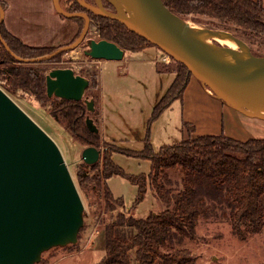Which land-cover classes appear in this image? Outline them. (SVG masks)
Wrapping results in <instances>:
<instances>
[{
  "label": "trees",
  "instance_id": "trees-1",
  "mask_svg": "<svg viewBox=\"0 0 264 264\" xmlns=\"http://www.w3.org/2000/svg\"><path fill=\"white\" fill-rule=\"evenodd\" d=\"M176 14L198 21L201 17L217 28L243 30L264 36V6L261 0H163ZM106 8L113 10L108 2ZM3 9L6 3L0 0ZM67 11L84 10L72 0ZM88 12L90 25L87 33L105 38L122 49L138 51L153 45L117 20ZM64 17V16H62ZM66 18V17H65ZM76 21L78 31L83 18ZM201 22V21H200ZM239 30V31H240ZM234 33V32H233ZM1 35L17 55L30 58L48 54L58 46H30L11 34L1 24ZM72 39V40H73ZM71 40V41H72ZM155 46V45H154ZM62 52L44 62H56ZM172 63V64H171ZM58 67V66H55ZM42 62L25 63L16 60L0 41V83L6 91L33 93L40 102L50 101L46 94L45 70ZM159 71L173 70L175 77L163 95L156 101L151 119H155L173 100L181 99L192 76L185 65L175 60L157 64ZM79 74L89 79L86 88L96 87L95 111L91 117L98 121V66L81 69ZM51 115L73 137L87 146L100 148L98 132H90L85 125L86 105L83 100L62 99L51 102ZM185 136L174 143L154 149L146 141L141 150L122 149L112 145L102 155L101 168L94 178L101 185L104 207L111 215L104 223L105 252L100 264H192L190 253L176 246L184 236H192L198 219L219 214L241 234V227L251 232L264 226V138L236 139L221 132L192 136L193 126L183 122ZM114 150L147 158L151 168L148 174H128L116 165L110 154ZM120 174L137 187L136 202L142 200L149 187L162 208L138 217L124 209L122 197H115L106 185V179Z\"/></svg>",
  "mask_w": 264,
  "mask_h": 264
},
{
  "label": "water",
  "instance_id": "water-1",
  "mask_svg": "<svg viewBox=\"0 0 264 264\" xmlns=\"http://www.w3.org/2000/svg\"><path fill=\"white\" fill-rule=\"evenodd\" d=\"M84 10L67 11L59 0L54 9L66 18L82 17L83 26L72 41L54 51L24 58L14 53L1 35L5 11L0 4V41L18 61L44 62L79 46L86 38L87 11L117 20L129 30L182 63L201 85L227 106L253 123L264 126V54L233 61L228 52L206 41L190 20L174 13L163 0H76ZM158 14H161L160 18ZM153 18H151V17ZM123 51L105 38H88L83 53L93 59L120 60ZM46 94L61 99H83L94 110V99L84 96L89 79L72 67H52L45 74ZM90 132L98 126L88 114ZM101 149L93 145L81 151L93 164ZM84 205L70 170L55 140L0 87V264H35L41 253L54 246L77 241Z\"/></svg>",
  "mask_w": 264,
  "mask_h": 264
},
{
  "label": "rangeland",
  "instance_id": "rangeland-1",
  "mask_svg": "<svg viewBox=\"0 0 264 264\" xmlns=\"http://www.w3.org/2000/svg\"><path fill=\"white\" fill-rule=\"evenodd\" d=\"M71 1L59 0L64 9L71 5ZM261 1L264 6V0ZM106 2L103 0L105 6H107ZM187 19L190 20L191 25L229 33L244 43L250 53L264 54V36L247 33L240 29L236 32L217 28L216 25L209 23L206 17H201L198 21ZM88 38L98 39L95 34L87 33L85 40L79 46L63 53L58 61L42 62V66L46 68L45 74L55 66L72 67L76 73H79L81 69L95 68L96 59L83 53L85 41ZM211 41L216 45L222 44L216 39ZM149 46L158 48L154 45ZM107 62L98 67L97 109L101 154L98 161L93 164L101 168L104 148L107 150L112 145L138 151L148 141L154 149H157L164 143L182 139L186 135L178 130V124L181 122L179 101H174L170 108L162 111L155 119H151L155 105L151 97L154 86L149 85L145 80L146 77L141 76L138 70L132 67L133 65L129 67V70L126 68L119 70L123 63ZM0 87L5 90L1 83ZM6 92L55 140L84 205L83 223L78 231L77 241L43 251L40 260L35 264H100L105 252L103 225L109 221L115 211L112 213L104 207L101 185L94 178L100 169L96 170L91 166L92 164L82 160L81 151L87 145L73 137L51 115V102L60 103L62 99L47 96L50 101L40 102L30 92L21 90H16L15 93ZM96 93V87H91L85 90L84 96L90 98ZM94 111L95 104L93 111L86 109L85 116L87 114L91 116ZM95 123L97 124L96 121ZM246 124V130L251 135L249 137L264 138V126L247 122ZM110 157L128 174H148L151 168L149 159L119 150L112 151ZM106 185L113 196L123 198L124 209L135 216L144 217L150 211H158L162 208L160 201L149 187L143 199L136 202L137 187L123 175L109 176L106 179ZM241 230V234H238L233 230L231 223L219 214L200 217L194 234L184 236L176 243V246L190 253L192 264H264V226L256 232L243 227Z\"/></svg>",
  "mask_w": 264,
  "mask_h": 264
},
{
  "label": "crops",
  "instance_id": "crops-1",
  "mask_svg": "<svg viewBox=\"0 0 264 264\" xmlns=\"http://www.w3.org/2000/svg\"><path fill=\"white\" fill-rule=\"evenodd\" d=\"M3 1L6 3L3 20L6 29L27 45L60 46L70 42L78 31L77 22L57 13L52 0ZM157 49L148 45L138 51L124 50L120 60L96 59V63L99 67L105 61H108L107 63H118L119 61L123 63V66L118 68L119 70L124 68L129 70V67L133 65L132 67L137 69L141 76L146 77L148 84L154 86L151 97L155 104L175 77L173 70L159 71L157 69V59L161 54V51ZM176 100L180 103L181 122L178 124V130L183 131L184 134L186 131L182 126L185 121L193 126V131L190 132L192 136L223 132L230 137L245 140L251 138L246 130V122L258 125L215 97L193 76L189 78L181 99L173 100L170 106ZM179 140L181 139L162 145Z\"/></svg>",
  "mask_w": 264,
  "mask_h": 264
},
{
  "label": "bare ground",
  "instance_id": "bare-ground-1",
  "mask_svg": "<svg viewBox=\"0 0 264 264\" xmlns=\"http://www.w3.org/2000/svg\"><path fill=\"white\" fill-rule=\"evenodd\" d=\"M161 18L162 15L158 14ZM151 17V16H149ZM153 18V17H151ZM200 34V36L206 41L212 42L211 39H216L221 42L220 46L231 56V60L235 61H246L253 57V53L248 52L247 46L239 41L238 39L232 37L229 33L219 30H206L196 25H191Z\"/></svg>",
  "mask_w": 264,
  "mask_h": 264
},
{
  "label": "built area",
  "instance_id": "built-area-1",
  "mask_svg": "<svg viewBox=\"0 0 264 264\" xmlns=\"http://www.w3.org/2000/svg\"><path fill=\"white\" fill-rule=\"evenodd\" d=\"M171 60H172L171 56L163 51L161 52L160 56L157 59L158 63H164V64L170 63Z\"/></svg>",
  "mask_w": 264,
  "mask_h": 264
},
{
  "label": "flooded vegetation",
  "instance_id": "flooded-vegetation-1",
  "mask_svg": "<svg viewBox=\"0 0 264 264\" xmlns=\"http://www.w3.org/2000/svg\"><path fill=\"white\" fill-rule=\"evenodd\" d=\"M92 3H93V1H92ZM90 12V11H89Z\"/></svg>",
  "mask_w": 264,
  "mask_h": 264
}]
</instances>
